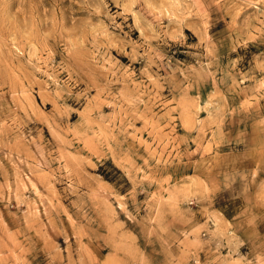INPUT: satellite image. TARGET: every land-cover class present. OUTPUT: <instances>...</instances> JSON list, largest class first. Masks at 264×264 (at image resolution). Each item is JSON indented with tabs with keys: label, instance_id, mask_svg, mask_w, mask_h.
Listing matches in <instances>:
<instances>
[{
	"label": "rangeland",
	"instance_id": "374dc122",
	"mask_svg": "<svg viewBox=\"0 0 264 264\" xmlns=\"http://www.w3.org/2000/svg\"><path fill=\"white\" fill-rule=\"evenodd\" d=\"M0 264H264V0H0Z\"/></svg>",
	"mask_w": 264,
	"mask_h": 264
}]
</instances>
